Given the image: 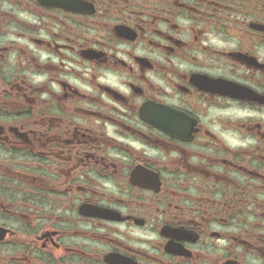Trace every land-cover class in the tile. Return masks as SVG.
<instances>
[{
  "label": "flooded vegetation",
  "instance_id": "flooded-vegetation-1",
  "mask_svg": "<svg viewBox=\"0 0 264 264\" xmlns=\"http://www.w3.org/2000/svg\"><path fill=\"white\" fill-rule=\"evenodd\" d=\"M0 264H264V0H0Z\"/></svg>",
  "mask_w": 264,
  "mask_h": 264
}]
</instances>
